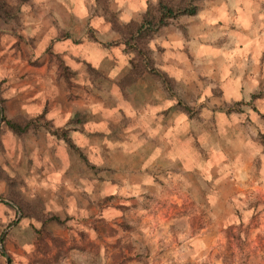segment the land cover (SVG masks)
Here are the masks:
<instances>
[{"label": "clouds", "instance_id": "clouds-1", "mask_svg": "<svg viewBox=\"0 0 264 264\" xmlns=\"http://www.w3.org/2000/svg\"><path fill=\"white\" fill-rule=\"evenodd\" d=\"M0 237V264H264V0H0Z\"/></svg>", "mask_w": 264, "mask_h": 264}, {"label": "rangeland", "instance_id": "rangeland-1", "mask_svg": "<svg viewBox=\"0 0 264 264\" xmlns=\"http://www.w3.org/2000/svg\"><path fill=\"white\" fill-rule=\"evenodd\" d=\"M0 243H4L5 244V250L7 251V240L6 237H1L0 238ZM8 264H11V258H9Z\"/></svg>", "mask_w": 264, "mask_h": 264}, {"label": "trees", "instance_id": "trees-1", "mask_svg": "<svg viewBox=\"0 0 264 264\" xmlns=\"http://www.w3.org/2000/svg\"><path fill=\"white\" fill-rule=\"evenodd\" d=\"M168 15H172V13L171 12H168Z\"/></svg>", "mask_w": 264, "mask_h": 264}, {"label": "water", "instance_id": "water-1", "mask_svg": "<svg viewBox=\"0 0 264 264\" xmlns=\"http://www.w3.org/2000/svg\"><path fill=\"white\" fill-rule=\"evenodd\" d=\"M1 238V237H0Z\"/></svg>", "mask_w": 264, "mask_h": 264}]
</instances>
